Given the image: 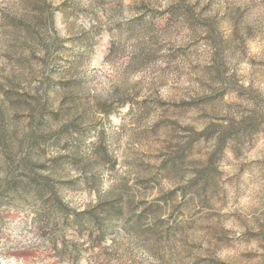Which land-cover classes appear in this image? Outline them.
<instances>
[{
    "label": "clouds",
    "instance_id": "9594fccd",
    "mask_svg": "<svg viewBox=\"0 0 264 264\" xmlns=\"http://www.w3.org/2000/svg\"><path fill=\"white\" fill-rule=\"evenodd\" d=\"M180 3L42 0L45 19L67 5L65 34L0 33V189L48 185L43 231L0 221V264H264V0H189L207 26L165 25Z\"/></svg>",
    "mask_w": 264,
    "mask_h": 264
},
{
    "label": "rangeland",
    "instance_id": "374dc122",
    "mask_svg": "<svg viewBox=\"0 0 264 264\" xmlns=\"http://www.w3.org/2000/svg\"><path fill=\"white\" fill-rule=\"evenodd\" d=\"M8 2L19 4L21 7L16 8L15 14L4 13L2 7H0V33L10 31L15 34L26 33L29 37L38 36V28L42 27L48 23H50L53 27V30L61 34H65L68 30L67 23V5L62 6L61 8H57L53 14L50 15L49 18L45 19L43 17V13L47 10V6L41 7L42 0H8ZM2 3V0H0ZM215 3V0H210L209 5L206 6L204 11H211V4ZM189 0H181V3L175 8L171 9V16L169 19H165V14H158V18L165 24L170 25L176 22L180 16H186L187 22L191 27L195 26H207V22L201 21L194 16L193 9L188 6ZM24 5H28L31 7L33 12H39L41 16L39 18L32 16L30 17L27 13ZM255 5H249V10ZM227 17L223 18L221 23H227ZM35 21V24L32 23ZM186 43L189 47H195L198 43L190 39L187 35L184 37ZM220 44L225 48L229 47L228 42L220 40ZM58 52H63L68 54L70 49H65L63 45H60L57 48ZM243 73H247L249 71L248 66H243L241 68ZM165 94H167V89L164 90ZM50 142L56 143L58 142L56 139H51ZM60 161L58 163H62ZM206 186L205 190L212 187L214 184V176L209 174L206 178ZM197 185L194 183L191 187L185 190L186 196L188 193L197 194L196 193ZM48 191V185L43 183L39 178L31 176L26 172H20L17 177L11 182L7 187L0 189V221L11 219L13 221H18L25 228H29L30 230L43 231L44 227V218L39 214V210L41 205L45 202L44 197ZM174 195V194H173ZM87 195H84L81 199L85 202L87 201ZM189 201L186 199L185 203L187 204ZM15 208L18 212H35L36 215H28L26 214L23 217L19 215L13 216L10 212H6V209ZM116 213V210L111 205H102L97 213V222L103 226L102 217L112 216ZM83 218H78L76 222L67 225L69 229H71L72 233L78 234L82 236L84 232L87 230L84 227ZM65 251H67V245L65 246ZM52 251L47 249H28L18 255L24 258L25 264H40L41 259L46 255H52ZM56 254H59L57 251Z\"/></svg>",
    "mask_w": 264,
    "mask_h": 264
}]
</instances>
